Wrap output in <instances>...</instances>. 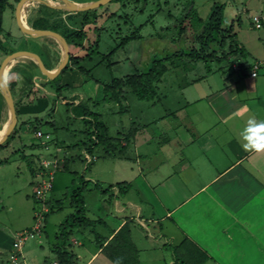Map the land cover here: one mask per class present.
Instances as JSON below:
<instances>
[{
	"label": "rangeland",
	"instance_id": "obj_1",
	"mask_svg": "<svg viewBox=\"0 0 264 264\" xmlns=\"http://www.w3.org/2000/svg\"><path fill=\"white\" fill-rule=\"evenodd\" d=\"M11 1L13 6L8 7L4 12L0 30V39L3 44V47H0V67L8 54L21 49L37 52L48 66L59 61L62 58L60 44L54 38L27 37L17 22L16 7L18 2ZM50 1L54 4L59 3L58 0ZM191 1L112 0L95 10L99 14L95 21L100 22L99 17L101 18L103 11L105 13L118 11L116 15L109 16L102 21L97 30L94 29L96 22L86 24L87 31L90 33L88 32L89 37L83 40V46L77 47L74 41L71 42V52L73 54L75 52L83 53L80 54L82 60L78 66L75 65L73 68L71 67L72 61H70L68 69L63 70L55 85L59 86L61 82H65L68 86L72 84L73 88L70 90L66 86V92L62 95L48 96L50 107L39 114L41 123H43L42 131L49 132L52 139L38 138L34 126L26 127L27 124H25L24 131L19 133L20 129L17 126L14 134L0 148V229H4V231L5 229H14L13 234L9 233L7 244L2 250L0 263H11V255L14 251L13 243L17 240V236L22 230H31L35 225V211L39 208L35 193L38 185L50 177L48 175L37 177V172H34V170L43 169L40 162L42 160L47 159L54 162L57 159L59 162L56 165L60 168L54 173V188L46 196V201L52 211L48 212V215L46 214L43 232L23 244L26 264H31V262L45 264L47 260H50L49 258H55L53 245L60 241L58 235L61 224L75 212L72 203L73 192L76 188L85 186L88 179L93 182H87V186L84 188L85 200L89 204L93 201L103 204L108 202L111 197V194L104 190L111 189L110 185L116 186L124 181L137 185L132 190V196L135 199L139 198L137 189H141L140 167L143 168V164L147 162L146 157L152 162L151 164H157V160H160V164L164 161V165L159 166L163 174L176 168L173 165L177 166V162L170 158L174 153L176 157V154L180 152L185 155L189 154L191 159L205 163L207 157L201 153L202 151L200 152V148L183 146L181 139L179 140L176 136V132L184 130L183 128H186V131L190 130V134H192L191 131L195 133L196 130V127L187 120V117L193 119L194 116L191 115L193 110L190 109L186 100L183 81L186 76L188 80L191 78L200 80L205 73L219 71L223 67L237 71L240 69L239 65L243 63V57L240 53L232 51L230 41L227 40L225 48L219 45L215 46L216 57L210 55L211 71H208L203 59L192 58L188 53L200 48L197 34L202 27L199 20H208L216 3L218 5L227 3L223 23L224 35L227 36V30L232 27L242 33L243 37L261 35L264 38V29L253 27L254 13L260 11L258 7L260 8L264 4V0H194L192 14L188 19H185L183 16L190 12L193 5ZM42 13L47 17L45 19H48L47 23H55L62 28L64 15L52 13L47 8L29 10L26 13L28 24L32 26V21L39 19ZM72 17H76V15ZM239 22L244 25L242 29ZM189 23L193 24L192 28L197 31L192 32ZM240 29L241 31H239ZM134 32L139 33L141 38L121 45L123 38ZM96 41L97 45L94 47ZM54 49L59 50L53 52ZM224 52L230 53L229 57L223 56ZM218 56L221 60H218ZM20 60L23 61L20 63L22 71H26V64L31 60ZM155 60H161L167 66V70L158 83V94L153 100L138 98L130 87L124 88L125 98L121 102L112 100L110 96H107V99L104 98V85L111 83L114 78H124L129 74L147 71ZM233 74L238 75L237 72H233ZM14 77H16L15 74L10 72L8 75L9 84L14 81ZM210 77L208 76V78ZM72 91L77 92L78 98H80V94H83L86 101H88V97L92 96L89 101L91 109L103 114V118L109 126L108 132L114 137L111 150L116 156H106L105 146L100 144L93 154L98 158L89 163V168L86 167L88 166L87 155L85 151H82L85 147L84 142L88 141L86 132L88 124L73 113L70 105L63 102V98L69 97ZM13 93L15 101L19 105L23 104V100V103L19 102L20 93L16 88L15 90L13 88ZM51 107L55 108L53 115H50ZM7 117L8 110L5 105L2 110L0 127ZM21 118L20 116V120ZM27 119L34 120L35 115H31ZM49 120L53 121L54 125ZM204 127L208 130L211 128L208 124L207 127L204 124ZM121 137L122 139L130 138V144L124 148L123 154H120V150H122L121 145L125 140H122ZM141 137L150 142L143 146L141 143L136 144L135 140L141 142ZM190 156L187 155L188 158ZM140 157L143 158L141 163L137 162V158ZM178 161L179 164L184 163L182 158ZM54 166L51 165L47 171H53ZM197 172L196 180L198 177L207 178L212 173V171H205L204 167H197ZM155 175L157 178V174ZM94 233H97L96 229L94 232L89 230V240H94ZM74 238L90 243L87 240L88 236L83 235L79 229L76 230V233L71 237L72 247H70L76 253L81 247L73 242ZM138 240L141 241L140 236ZM120 242L127 244L124 247L123 244L116 247L117 250L114 253L118 254L117 256L115 255L113 259L109 260H102L103 256H101L95 264L103 261L106 264H116L117 260L119 263H125V260H130L132 254L126 251L132 247L131 241L127 237L126 240ZM115 244L113 242L110 247ZM92 245L91 242V248ZM9 247L12 248L9 249ZM45 251L48 252V256ZM81 252L84 260H88L91 252L89 254L86 251ZM133 260V264H139L137 260ZM20 261V264H25L22 259Z\"/></svg>",
	"mask_w": 264,
	"mask_h": 264
},
{
	"label": "crops",
	"instance_id": "obj_2",
	"mask_svg": "<svg viewBox=\"0 0 264 264\" xmlns=\"http://www.w3.org/2000/svg\"><path fill=\"white\" fill-rule=\"evenodd\" d=\"M73 1L85 3L94 0ZM39 6L40 4H33L30 10L40 8ZM258 9L260 11L254 13L253 17H259L262 26L259 28L253 22V27L264 29V4ZM63 12L66 22L75 23L79 19V15L75 14L76 17L71 16L70 21L68 17L72 13ZM117 12L103 11L101 18L99 17L100 22L95 23L94 29L100 28L102 21L109 16H115ZM239 25L241 29L244 26L242 22H239ZM233 32L237 34L239 45L246 50L245 55L240 54L243 63L239 65V70L223 67L219 71L205 73L200 80H188L186 76L183 81L186 100L193 110L191 115L194 116L193 119L187 117V120L196 130L190 134V130L183 128L184 130L176 132V136L181 139V145L200 148V152L207 157L205 163L191 159L189 154L187 155L190 158L182 152L176 154L177 157L174 153L170 158L177 162V166L173 165L176 168L163 174L159 166L164 165V161L160 164V160H157V164H151L146 157L147 162L143 164V168L140 167L141 189H137L138 199L132 196V190L137 185L131 184L129 191L122 193L117 184L110 185L108 192L111 197L108 202L98 204L93 201L89 204L86 200L87 215L96 223L94 226L78 228L83 235L88 236L87 240L92 242V248L90 243L82 240L83 237L73 240L81 247L77 252L79 264H95L101 256L102 260L113 259V256L118 255L114 253L116 247L123 244L120 241L126 240L127 237L132 245L128 249L129 252L133 251L132 264L133 259L139 264H181L182 252L186 251L182 249V245L189 246V249L193 250L191 258L196 256L201 264H264V152L245 151L240 139V131L248 119H264V67L256 77H253L250 71V65L254 61L264 60V38L261 35L243 37L235 28ZM58 50L54 49L53 52ZM80 54L83 53H74L79 57ZM60 60L53 65H45L54 70ZM21 62L23 61L20 59L16 61L10 70L16 76L15 88L24 102L21 104L22 118L20 120L18 116L17 126L19 133L24 131L25 124L26 127L34 126L36 133L37 129L42 130L43 124L39 114L50 107L48 96H60L66 92V86L70 90L73 86H68L65 82L56 86L55 82L60 76L51 80L39 69L35 72L34 84L31 86L24 80ZM51 62L53 63V60ZM30 90L32 93L27 97L26 93ZM39 94H45L47 98H38ZM80 95L78 98L77 92L72 91L69 97L63 98V102L67 105L69 103L72 111L79 103L89 104L90 107L92 96L86 101L85 96ZM54 111L50 115H53ZM31 115H35L34 120L27 119ZM79 117L84 120V116ZM50 123L54 125L53 121ZM37 124L39 127L35 129ZM204 124L206 127L208 124L210 130L206 129ZM141 138V142L136 139L135 143H141L143 146L150 142ZM124 142L123 144L127 143ZM82 151L98 158L94 153H90L86 146ZM142 157L137 158V162H143ZM181 158L184 163L179 164L178 160ZM40 162L42 167L45 162H49L47 167L44 166L46 169L51 165H55L54 169L60 168L56 165L59 162L57 159L54 162L47 159ZM89 163L87 160V168ZM197 167H204L205 171L212 173L207 178L198 177L196 180ZM89 181L92 180L88 179ZM94 227L97 233H94V240H89V230L94 232ZM13 231L14 229H0V255L3 254L9 233L13 234ZM139 236L141 241L138 240ZM113 242L116 244L110 247ZM126 244L124 243L123 247ZM81 251L88 254L91 252L88 260H84ZM14 253L19 254L16 261L12 260ZM13 254L10 264H20V259L27 263L23 248L18 252L14 247ZM45 254L49 255L46 251ZM49 259L45 264L58 262L56 256Z\"/></svg>",
	"mask_w": 264,
	"mask_h": 264
},
{
	"label": "trees",
	"instance_id": "obj_3",
	"mask_svg": "<svg viewBox=\"0 0 264 264\" xmlns=\"http://www.w3.org/2000/svg\"><path fill=\"white\" fill-rule=\"evenodd\" d=\"M19 1L20 0H16V2ZM191 3L193 5L191 7L190 12H187L183 16V18L185 19H188L190 17L194 9V0H192ZM226 5L227 3H222L220 5L216 3L212 10L211 16L208 18V20L206 21H202V19L199 20L201 22L200 26L202 27V29L199 31V34H197L198 42L200 43V48L194 49V51H190L191 53H188L192 58L203 59L208 67V71H211L212 69L211 64H209L210 63L209 61L211 60L210 55L211 57L217 56L215 46L219 45L220 47L225 48L227 40L230 41V47L233 52L235 53L238 52L242 55L246 54L245 48L239 45V42L237 40V34L233 32L232 27L229 30H227L228 33L227 36L224 35L223 33L225 31V29L223 28V23L225 21V16H226L225 14ZM11 6L13 5L10 0H0V30L2 29L3 14L6 11V9ZM39 7L50 9L52 13H59V14L65 13L63 12V10L50 7L46 4H40ZM95 10L97 9L70 14V16L78 14L79 20L76 21L75 23L74 22L72 23V22H66L65 19H63L64 21L62 22L63 24L62 28L55 23H47L48 19L45 20L47 17L42 13L39 19L32 21V27L42 28V29H52L58 31L66 37L69 44H71V42L74 41L77 47H81L83 46V40H85L88 36L86 24L90 22L91 23L96 22L95 20L99 16V14H97V11ZM70 21H71V17H70ZM189 24L191 28L194 26L191 23ZM191 31L194 32L197 31V29L194 30V28H192ZM138 38H141V35L139 33L134 32L131 35L125 36L122 40L121 45H124ZM96 45H97V41L95 42L94 47ZM0 47L1 48L3 47L1 39H0ZM223 54H225L223 55L225 57H229L230 55V53L228 52H224ZM217 58L218 60H221L220 56H218ZM80 60L82 59L79 56H75L71 52L70 61H72V66H71L72 68L75 67V65L78 66L80 64ZM26 65H27V70L26 71L23 70V77L26 83L32 86L34 84V77L36 75L35 72L37 69H39V67L36 64V62H34L33 60L28 61V64ZM68 67L69 64L67 65L65 70L68 69ZM166 70H167V66L163 64L161 60H155L154 64H152L147 71L138 72L136 74H129L124 78H114L111 83L104 85L105 88L104 98L107 99V96H110L112 100L121 102L122 99L125 98L124 88L130 87L132 91H134L137 94L138 98L153 100L158 94L157 92L158 83L160 82ZM16 84H17L16 80L10 83L12 92H13V88L15 90ZM31 90L27 91L26 93L27 97L31 95L32 93ZM38 96H39L38 98H47L45 94L44 95L39 94ZM19 102H22V98L19 99ZM15 103H16L18 116H20L22 106L19 105L17 101H15ZM68 105L70 104L68 103ZM4 107H5V103L3 100V96L0 92V124H1L2 110ZM53 111L54 108L51 107L50 114ZM73 112H75L77 116H81V115L84 116V120L88 124V129L86 131L88 141L84 142L85 146L87 147V150L93 154L95 152V149L98 147V145L103 144L105 146L106 156L109 155L116 156L113 150H111L113 146L112 140L114 139V137L111 136L108 132L109 126L104 121L103 114L93 111L91 107H89V104H84V103H79L76 107H74ZM38 127L39 125L37 124L35 126V129ZM14 132L15 130L13 131L12 135L14 134ZM122 140H125L127 143L123 144L122 142L121 145L122 150H120V154H123L124 148H126L130 144V138L127 139L124 137ZM3 146L4 145H1L0 148ZM65 166H67V164H65ZM87 182L88 181L85 182L84 184L85 186H80L74 190L72 203L73 206L75 207V212L70 214L61 224V228H60L61 230L58 235V239H60V241H58L53 248L58 260V264H79V257L77 253L70 248L72 247L71 237L76 233V230H78V228L94 226L96 223L87 215L86 200L84 198V188L87 186L86 185ZM118 185L120 187V192L122 193L128 192L129 189L131 188V183H126V182L118 183ZM106 191L108 192V189L104 190V192ZM186 241L188 240L186 239ZM181 247L182 249L184 248L186 250L182 252L181 261H180L181 264H201V262L197 260L196 256L191 258L193 250L192 249L190 250L189 246L185 247L184 245H182ZM129 251L130 250L126 252ZM129 253L133 255V251ZM114 257L115 256H113V258ZM132 257L133 256H131L130 260L128 259V261L125 260V263H131ZM125 263H119V264H125Z\"/></svg>",
	"mask_w": 264,
	"mask_h": 264
},
{
	"label": "water",
	"instance_id": "obj_4",
	"mask_svg": "<svg viewBox=\"0 0 264 264\" xmlns=\"http://www.w3.org/2000/svg\"><path fill=\"white\" fill-rule=\"evenodd\" d=\"M58 1L59 3L53 4L50 0H20L17 4L16 18L21 31L27 37L34 39H39L44 37L54 38L61 46L62 58L56 69L50 70L45 65L42 57L33 50H28V49L16 50L14 52H11L5 57L0 67V92L3 96L4 103L8 110L9 121L5 133L2 136H0V146L3 143H5L7 139L12 135L19 120L15 98L12 93L10 84L8 83V75L15 62L23 58H28L30 60H33L38 65L41 73H43L46 77H48V79L52 80L63 72V70L67 67V65L71 60V48L66 37L62 35L60 32L52 29L34 28L30 26L27 22V19L25 20L23 17L24 8L27 6V13H28L30 7L33 4H46L50 7L60 9L63 11L78 13V12H85L100 8L110 3L112 0H94L85 3H79L73 0H58ZM8 66H10V68L8 69L7 74L5 75Z\"/></svg>",
	"mask_w": 264,
	"mask_h": 264
},
{
	"label": "built area",
	"instance_id": "obj_5",
	"mask_svg": "<svg viewBox=\"0 0 264 264\" xmlns=\"http://www.w3.org/2000/svg\"><path fill=\"white\" fill-rule=\"evenodd\" d=\"M254 22L256 23L257 27H261V20L259 17H253ZM264 67V60H256L253 62L252 65H250V71L251 75L253 77H256L259 75L260 70ZM36 136L38 138H45L46 140L51 139L50 133L43 132L40 129L36 130ZM96 159L93 156L87 155L88 163L92 160ZM49 165V162H45L44 166L47 167ZM43 166V169L38 170L37 177H42L44 175L50 176L49 179L43 180L37 187L35 197L38 199L39 202V208L35 211V225H33V228L31 230L24 229L22 230L19 235L17 236V240L14 242V247L17 249L18 252H20L23 248V244L30 238H34L37 235H40L43 231L44 225H45V218L46 214L50 212V207L48 205V202L46 201L47 194L53 190L54 184V173L56 172L57 168H55L53 171H47V169ZM18 253H14L12 255V260L16 261L18 257Z\"/></svg>",
	"mask_w": 264,
	"mask_h": 264
},
{
	"label": "clouds",
	"instance_id": "obj_6",
	"mask_svg": "<svg viewBox=\"0 0 264 264\" xmlns=\"http://www.w3.org/2000/svg\"><path fill=\"white\" fill-rule=\"evenodd\" d=\"M240 139L245 151L264 152V119H248L240 131ZM116 264H119L118 260Z\"/></svg>",
	"mask_w": 264,
	"mask_h": 264
},
{
	"label": "bare ground",
	"instance_id": "obj_7",
	"mask_svg": "<svg viewBox=\"0 0 264 264\" xmlns=\"http://www.w3.org/2000/svg\"><path fill=\"white\" fill-rule=\"evenodd\" d=\"M26 13H27V6L23 10V17H24L25 20H26ZM23 59H28V58H23ZM10 66H11V64H10ZM10 66L7 67L6 72H5V75L7 74V71L10 68ZM8 121H9V118L7 117L6 120H5V122H4V124L0 127V136H2L5 133L6 128H7V125H8Z\"/></svg>",
	"mask_w": 264,
	"mask_h": 264
}]
</instances>
